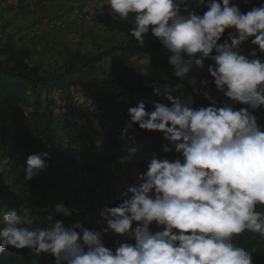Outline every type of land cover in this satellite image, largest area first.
<instances>
[{
	"label": "clouds",
	"instance_id": "obj_1",
	"mask_svg": "<svg viewBox=\"0 0 264 264\" xmlns=\"http://www.w3.org/2000/svg\"><path fill=\"white\" fill-rule=\"evenodd\" d=\"M207 11H189L187 0H106L114 18L130 23L131 36L139 46L145 34L158 38L170 55L174 75L184 77L191 64L209 65L216 89L232 102L247 107L236 110L228 102L193 109L191 103L173 97L165 87L170 106L153 101L146 110L140 101L128 108L129 122L121 132L123 141L135 124L149 132H160L171 141L182 159L168 160L153 153L139 186H130L115 207H105L100 216L104 234L113 233L133 243L120 242L112 250L99 231L82 223L65 226L55 213L71 216L64 205L45 219L46 227L26 225L27 209L9 210L0 219V253L9 246L29 249L35 255L50 254L55 264H253V255L234 242L246 230L264 238V131L251 110L264 107V62L240 51L251 39L264 53V3L241 12L233 0H198ZM226 29L228 39L218 43ZM230 41V43H229ZM215 52V54H213ZM256 57V50L249 53ZM157 82L147 85L154 87ZM195 92L211 99L208 80ZM156 95L160 89L154 87ZM138 149L131 147L119 163L131 162ZM164 151H170L165 147ZM48 153L29 155L24 178L43 172ZM23 215V219H22ZM136 226L133 227V223ZM155 222L162 231H150Z\"/></svg>",
	"mask_w": 264,
	"mask_h": 264
},
{
	"label": "trees",
	"instance_id": "obj_2",
	"mask_svg": "<svg viewBox=\"0 0 264 264\" xmlns=\"http://www.w3.org/2000/svg\"><path fill=\"white\" fill-rule=\"evenodd\" d=\"M33 1L35 4H40L45 0ZM233 3L239 6L241 12L246 13L253 6L259 7L264 3V0H233ZM230 32H234V30L226 29L218 43H223L224 40L228 39ZM253 38L243 42L240 51L250 59L259 58L261 62H264V53L259 52L257 45L251 44ZM149 46L148 50L144 49L143 46L130 45L112 47L106 50L93 61L100 62L107 58L113 62H120L123 69L111 72L101 80H92L82 84V92L85 98L100 102L99 117L107 125V135L97 147L99 154L105 161L103 165L105 171L106 163L110 157L120 152L125 153L123 145L125 141L121 140L120 137L126 123L130 120L128 108L136 106L140 101L145 102L148 111L154 110L153 101L170 106V102L165 96L166 86L172 90L170 94L173 97L178 96L184 102H189L193 96L199 100L214 99L222 105L228 102L236 110L247 107L238 102L230 101L216 89L214 83H211L213 78L208 71L209 65H214V61L211 60H205L202 68L193 62L189 72L182 78L172 74L169 77H161L149 82L143 81L130 67V61L132 58L142 56L145 53L153 57L163 45L160 42L151 41ZM252 50H256V57L249 56ZM32 53L31 48H17L14 45V40L8 39L5 43L0 44V148L9 143V158L7 159L14 169H19L15 181L18 190L0 192V200L6 204L3 213L9 210H16L19 213L21 208L27 209V219L31 223L26 226L35 228L47 226L45 218L50 213L55 212L57 205L62 204L69 210L70 201L66 197L52 195L49 180L44 172L34 176L31 180H26L24 178L25 161L29 155L48 153L45 146L59 140L58 129L60 126L57 123V113L53 109L56 101L51 97L52 92L58 91L63 94L62 101L67 104L66 108H62L66 114L72 112L71 106L74 97L70 90L69 79L43 73L44 68L32 62ZM193 79L197 87L200 86L201 80L206 79L210 82L207 89L202 91H208L211 99L205 98L202 92L198 94L194 91L190 83ZM153 81L157 82L154 87L160 89V95L155 94L154 87L147 86ZM249 110L258 117V125L264 131V107ZM68 128L67 120L65 129L68 130ZM67 136L68 147L66 152L72 162L84 174L88 176L89 173V181L82 188L85 191V198L81 199L79 195L77 201L78 203L85 202L91 199L94 193H97V188L101 189V176L103 175L93 173L94 162L91 155L82 148V146L85 147L82 135H78L76 142L69 133ZM128 136L135 141V145L131 141H126L127 145L131 143L138 150L144 149V151L149 152L155 139H157V143L167 144L168 147L175 150L173 143L165 140L162 133L142 130L135 124L129 129ZM50 161L51 158L48 156L45 163L48 164ZM115 206L117 205L111 207ZM256 210L264 212V205H257ZM2 214L0 213V219H2ZM54 220H62L65 226L72 225L69 216L66 217L62 213H55ZM135 226L136 222L133 223V227ZM113 235L116 240L110 247L112 250H115L122 241L130 242L126 237ZM234 242L252 253L253 264H264V238H261L259 234L246 230L236 236ZM0 264H55V260L50 254L42 253L37 256L27 248L17 250L9 246L3 253H0Z\"/></svg>",
	"mask_w": 264,
	"mask_h": 264
},
{
	"label": "rangeland",
	"instance_id": "obj_3",
	"mask_svg": "<svg viewBox=\"0 0 264 264\" xmlns=\"http://www.w3.org/2000/svg\"><path fill=\"white\" fill-rule=\"evenodd\" d=\"M93 4H100L104 8V12L101 13V22L105 25L104 29L101 28L94 15L90 19H81L80 21L69 18L64 30L60 27H52L50 24L52 19L64 15L70 17V14L78 7ZM105 4L106 0H45L40 4H35L33 0H0V44L10 39L14 40V45L17 48L29 47L31 50L36 44H39L42 50L37 53L32 50V62L43 68L44 66L49 67L43 69L45 74L69 79L70 90L74 97L71 113L66 114L62 108H66L67 104L62 101L64 98L62 93L54 91L51 95L56 101L53 109L57 113V123L60 126L58 129L59 140L45 146L51 161L43 172L49 180L50 191L53 196L66 197L70 204L71 202L78 203L79 195L81 199L85 198V191L82 188L89 181V173L87 176L72 162L66 152L68 147V139L66 138H68V133L75 142L78 135L89 137L91 146H81L93 159V173L103 175L101 176L103 184H101V189L97 188V193H94L91 199L85 202L79 201L80 205H85L86 211L75 219L72 216L69 218L71 224L77 220L82 221L84 218V227L101 232L105 246L110 248L116 238L114 239L112 233H103L106 223L100 216V212L105 207L121 203L128 187L139 186L141 183L140 176L147 170L148 158L153 153L159 158L168 160L182 159V156L168 147L167 144L157 143V139H155L156 141H153V146L149 152L144 151V149L138 150L131 162L119 166L127 179L126 183H122L118 179L116 171L114 172L112 168L109 170V167L114 158L119 160L127 154L128 148L134 147L135 144L128 143L129 146L125 141L123 144L125 153L120 152L115 154V157H110L106 163L105 171L103 166L105 161L99 154L97 147L107 135V125L99 117L100 102L85 98L82 92V84L92 80H101L106 78L109 73L123 69L120 62H113L107 58L100 62L93 61L98 55L112 47L139 46L135 38L131 36L133 26L128 22L114 18L110 7ZM187 5L189 11L194 10L198 15H203L207 11L206 5L200 6L198 0H187ZM94 8L96 9V7H91L92 11ZM86 12L81 11L78 16L85 15ZM93 14H98V10ZM151 41L160 42L149 31L145 34L144 49H149ZM169 55L170 53L162 46L153 57L145 53L142 56L132 58L130 67L145 82L169 77L174 74L172 66L168 63ZM211 102L212 100H199L193 96L189 99L191 106L196 109L211 106ZM218 106L223 105L218 102ZM67 120L69 123L68 130L65 129ZM152 135L154 134L152 133ZM165 147L169 148L170 151L165 152ZM7 158H9V143L0 148V175L3 170V176H0V188H4L5 191L18 190L15 181L19 169H14L10 163L6 164ZM104 184L110 189L109 191L104 188ZM97 203L99 206L92 205ZM5 205L0 200L1 214ZM86 213L89 214L87 217L85 216ZM162 230L163 226H158L155 222L150 225L152 232ZM129 243L134 244V240H130Z\"/></svg>",
	"mask_w": 264,
	"mask_h": 264
},
{
	"label": "bare ground",
	"instance_id": "obj_4",
	"mask_svg": "<svg viewBox=\"0 0 264 264\" xmlns=\"http://www.w3.org/2000/svg\"><path fill=\"white\" fill-rule=\"evenodd\" d=\"M96 10H98V7H96V9L94 8L93 9V11H92V9H91V14H89V11H87L86 12V14L85 15H83L82 14V16H78V13L79 12H77V10H75L73 13H71L70 14V17L68 16V15H64V22L63 23H58V21H59V18H57V19H52V21L50 22V24H51V26L52 27H60L61 29H65L66 28V25H67V22H68V19L69 18H73L74 20H77V21H80L81 19H84V20H87V19H90L91 17H93L92 16V14L94 13V12H96ZM95 17V16H94ZM94 20V19H93ZM100 26H101V24H100ZM101 28L102 29H104L105 28V25H104V23H103V26H101ZM32 50H34L36 53L37 52H40L42 49H41V47L39 46V44L37 45H35V47H33L32 48ZM54 57V56H53ZM91 100V99H90ZM83 142H84V145L85 146H88V147H90L91 146V143H90V139H89V137L88 136H84L83 137ZM115 160H118V159H115ZM5 162H6V164H9V159H6L5 160ZM112 170L115 172L116 171V175H117V177H118V173H119V178H121V179H119L122 183H126V181H127V179L125 178V175H124V173L121 171V168L118 166V168H112ZM121 173V174H120ZM0 176H3V170L1 171V175ZM119 181V182H120ZM103 184V183H102ZM105 186H104V188H106L107 189V191H109L110 189L107 187V185L106 184H104ZM113 187V186H112ZM4 190V188H0V192H2ZM112 191V190H111ZM123 193V192H122ZM98 204V203H97ZM69 211H71L72 212V217L75 219V216H76V211H77V204L76 203H71L70 205H69ZM81 214H83V212H78V214H77V217H79V215H81ZM87 215H85L86 217L89 215L88 213H86ZM84 216V215H83ZM84 216V217H85ZM85 219L83 218L82 219V221H80V220H77L75 223H77V222H79V223H82V225H84L85 226V221H84ZM74 224V223H73Z\"/></svg>",
	"mask_w": 264,
	"mask_h": 264
},
{
	"label": "built area",
	"instance_id": "obj_5",
	"mask_svg": "<svg viewBox=\"0 0 264 264\" xmlns=\"http://www.w3.org/2000/svg\"><path fill=\"white\" fill-rule=\"evenodd\" d=\"M91 7H98V14H92V15H94L95 19H98V23L101 24V26H103V22H101V13L104 12V8L102 5L93 4V5H88V6H80V7H78L77 12L89 11V14H91ZM63 22H64V16L59 17L58 23H63ZM86 147H88V146H86ZM118 161L119 160L113 159V161H111V166L109 167V170H110V168H118V166H121V163H119ZM118 179H121V178H119V173H118ZM101 187H102V185H101ZM71 203H76V202H71ZM76 204H77V211H76L75 217H77L78 212H85L86 211L85 205H82V204L80 205L79 203H76ZM92 205L93 206H99V204H92Z\"/></svg>",
	"mask_w": 264,
	"mask_h": 264
},
{
	"label": "crops",
	"instance_id": "obj_6",
	"mask_svg": "<svg viewBox=\"0 0 264 264\" xmlns=\"http://www.w3.org/2000/svg\"><path fill=\"white\" fill-rule=\"evenodd\" d=\"M105 5H106V4H105ZM28 48H29V47H28ZM44 68H45V69H48L49 67L47 68L46 66H44Z\"/></svg>",
	"mask_w": 264,
	"mask_h": 264
}]
</instances>
